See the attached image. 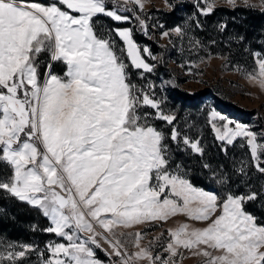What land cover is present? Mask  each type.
Segmentation results:
<instances>
[{"label":"snow or ice","instance_id":"1","mask_svg":"<svg viewBox=\"0 0 264 264\" xmlns=\"http://www.w3.org/2000/svg\"><path fill=\"white\" fill-rule=\"evenodd\" d=\"M243 3L264 10V0ZM195 6L207 16L214 0ZM143 9L142 0H0V164L10 169L0 177V192L37 208L50 221L44 231L62 241L45 250L0 244V264H27L32 252L40 264H104L95 251L101 240L115 258L111 264H179L183 251L204 256L205 264H264V222L244 209L264 200V186L223 197L195 187L169 141L203 156L200 142L177 130L154 84L145 90L131 82L130 67L142 77L155 68L144 54L156 57L135 42L132 29L119 27ZM102 16L112 26L98 32ZM134 18L146 33L144 20ZM174 31L183 35L180 27ZM253 56V66L241 71L264 90V55ZM211 118L222 150L243 138L252 166L264 174V133L217 112ZM156 120L171 126L167 134ZM202 166L217 184H229V172ZM236 174L247 176L243 164ZM178 215L205 226L183 222L147 244L146 232H136L131 246L116 231L163 225Z\"/></svg>","mask_w":264,"mask_h":264},{"label":"rangeland","instance_id":"2","mask_svg":"<svg viewBox=\"0 0 264 264\" xmlns=\"http://www.w3.org/2000/svg\"><path fill=\"white\" fill-rule=\"evenodd\" d=\"M142 2L144 3L143 12L130 13L129 15L133 16L131 22L119 26L132 29L135 42L141 48L147 47L156 57L155 60H152L147 54H144L147 62L155 65V68L152 73H144L143 77L140 75L141 70L133 68L136 74L130 76L131 82L145 90L149 84H154L156 98L163 100L162 106L166 113L176 116L173 123L181 135L192 141L198 140L204 154L205 150L210 152L207 154L209 156L208 163L207 161L204 163L209 164L211 169L216 171H227L231 176L229 184L223 187L212 178L211 170L204 168L209 174L199 175V178L210 186L195 187L205 191H214L221 197L237 190H243V195L249 191H258L264 186V174L252 166L253 162L249 156L246 141L243 138H238L233 145L226 146L229 149L227 162L217 161L218 148L220 145L223 147L224 145L223 142L215 138L214 129L211 127V124L216 122L212 120L211 113L217 112L233 122L248 126L257 134L264 133V90L250 83L244 72L241 71V69L253 66V53L262 55L264 53L261 51L251 52L245 46L243 49L241 43H238V35L233 29L228 30L227 33L224 32L230 22L229 15L226 13L227 9L247 8L243 0H236L235 6L228 3L227 0H214V10L207 16L199 14L195 6L198 0H142ZM249 3L259 4V0H249ZM200 6L203 7V4ZM131 7L135 8V5H131ZM250 9L264 11L259 7ZM214 13H217L216 16L211 20L208 19ZM136 15H139L147 25L146 33L139 21L134 18ZM193 18L199 20L200 27L196 26ZM105 19L107 20L96 22L99 32L106 31L112 26V21L107 17ZM220 25H226V28L221 30ZM177 27L183 30V35L174 31ZM163 32H168L169 35L163 36ZM255 40H257L256 35L253 38V43L258 44ZM119 43L117 41L118 45ZM41 59L46 60L47 58L42 56ZM42 67L43 65H41V71ZM141 111L151 110L141 109ZM154 123L156 126L162 125L163 121L156 120ZM161 127L166 128L165 130L168 132L166 124ZM179 147L186 148L182 143ZM186 149L199 155L190 148ZM173 159L175 160V157ZM241 164L245 166L247 176L236 174V170ZM181 165L189 176L191 174L190 167ZM194 165L196 167L198 162H194ZM9 171L7 165L0 164V177L7 176ZM255 204L264 214V200L247 202L244 204V209L246 206L254 209ZM183 222H188L194 227L205 226L199 222L189 221L183 215H178L163 225H160L159 222L146 223L130 228L120 227L116 231L125 235L129 246L132 244L130 234L146 232L143 243L147 244L157 236L166 238L165 229L177 227ZM257 222L259 223V219ZM261 222H264V217ZM56 242L62 241L56 235L54 239H47L42 230L39 236L31 238L30 243L14 242L8 238L0 237V244L32 245L38 250H45L47 244ZM100 242L103 250L96 249V256L104 264H111L115 258L108 257L104 251H111V249L103 240ZM45 256H47L46 251ZM205 262L204 256L196 255L191 251H183L182 258L179 260V264H205ZM27 264H40V258L36 252L29 254Z\"/></svg>","mask_w":264,"mask_h":264},{"label":"trees","instance_id":"3","mask_svg":"<svg viewBox=\"0 0 264 264\" xmlns=\"http://www.w3.org/2000/svg\"><path fill=\"white\" fill-rule=\"evenodd\" d=\"M226 13L229 15L230 22L228 27L224 31L225 33L228 30H234L238 39L243 37V40L239 39L238 43H241V47H248L251 52L261 51L264 53V11L261 10H252L250 8H238V9H227ZM217 13L209 16L208 19H212L216 16ZM106 18V17H105ZM103 16L99 18V20H107ZM237 20V22H235ZM110 23V22H109ZM123 27V26H119ZM97 31L99 29L97 27ZM257 36L258 44L253 43L254 36ZM261 42V44H259ZM244 49V48H243ZM43 71V67H42ZM53 71L57 73L62 72V66L53 65ZM130 76L135 75L136 71L133 68H129ZM166 123H162V125ZM161 124L157 125L158 128L162 129L166 134L169 132L171 126H168V132H166V128L161 127ZM170 147L173 148V157H175V161L183 164L185 167L189 166L191 169V174L187 176L190 182L194 186L198 187H208L209 184L203 183L202 179L199 178L203 176V174H209L204 170L202 166L204 161H209L210 152L205 150L204 156H199L193 154L190 150H187L185 147L177 148L175 142H171ZM222 145L218 148L219 156L217 161L223 160L227 162V151L222 150ZM194 162H198V165L195 167ZM1 167H3L1 165ZM200 175V176H199ZM232 194L243 195V190L231 191ZM224 196V195H223ZM246 211L259 219V223H261V219L264 217V214L259 211L257 204H255V208H250V206L245 207ZM50 223L46 217L42 215V213L35 207H31L29 204L18 200L15 197H11L4 192H0V237L8 238L10 241L14 242H27L30 243L31 238L34 236H39L40 231L42 230L44 233V237L47 239H54L55 235L51 233H47L44 229L48 228Z\"/></svg>","mask_w":264,"mask_h":264}]
</instances>
